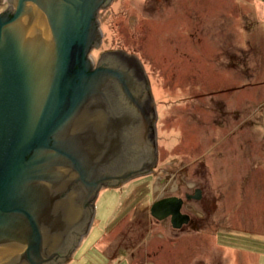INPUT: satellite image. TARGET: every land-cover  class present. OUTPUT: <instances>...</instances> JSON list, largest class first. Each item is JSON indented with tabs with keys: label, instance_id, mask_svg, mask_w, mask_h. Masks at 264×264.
Listing matches in <instances>:
<instances>
[{
	"label": "rangeland",
	"instance_id": "rangeland-1",
	"mask_svg": "<svg viewBox=\"0 0 264 264\" xmlns=\"http://www.w3.org/2000/svg\"><path fill=\"white\" fill-rule=\"evenodd\" d=\"M99 20L91 58L139 59L159 156L153 176L98 196L65 264H264V0H112ZM197 189L192 224L152 218L159 197Z\"/></svg>",
	"mask_w": 264,
	"mask_h": 264
},
{
	"label": "water",
	"instance_id": "water-1",
	"mask_svg": "<svg viewBox=\"0 0 264 264\" xmlns=\"http://www.w3.org/2000/svg\"><path fill=\"white\" fill-rule=\"evenodd\" d=\"M103 2L16 0L14 17H0V263L17 242L21 264H45L44 249L61 248L68 230L79 229L81 240L89 234L102 176L128 167L130 175L146 176L157 166L150 85L142 83L143 100L133 97L135 85L126 93V76L139 86L147 78L139 59L113 51L120 57L107 62L117 60L126 76L107 65L90 72L88 29ZM124 95L136 105L129 117L115 111ZM188 199L200 201L202 191ZM183 205L178 197L160 199L150 213L181 230L191 221Z\"/></svg>",
	"mask_w": 264,
	"mask_h": 264
},
{
	"label": "flooded vegetation",
	"instance_id": "flooded-vegetation-1",
	"mask_svg": "<svg viewBox=\"0 0 264 264\" xmlns=\"http://www.w3.org/2000/svg\"><path fill=\"white\" fill-rule=\"evenodd\" d=\"M15 1L16 0H0V17L1 18L5 19L6 17H11V18L14 17V15L16 13H12L13 12L12 8H14ZM106 4H107V0H105V2H103L101 4L100 3L98 4V6L96 7L95 12L92 16V19H91V26L88 29V33H89V35H88L89 36L88 49H90V50H89V54H88L87 58H90L92 60L90 72H93L94 71L93 69H95L97 67L102 68V66L107 65L108 67H110L112 69L120 71L121 73H123L126 76L127 72H125V70L123 68H121V66L117 60H116V63L107 62L109 59H114V57H120V53L113 52V51H106V52H103L100 54V56L98 57L99 59L98 58L94 59L95 61L91 58V54L93 53V51H95L96 49H102V42H103V40H102L103 35H102V28H101L102 23H101V20H99V15L102 12V9H103V7H105ZM50 28H51L50 37H52L51 36L52 35L51 24H50ZM52 40H53V37H52ZM128 77H129V75L126 76V78H125V81H126L125 84L135 85V91L134 92H136V94H134L133 97L135 98L136 95L142 94V96H140V99L143 100L144 94L142 91L145 92V89H144L145 87H142V83L147 85L149 83L147 78H146V80H145V78H139V80H140V86H139V81H136L135 79L128 78ZM121 88L123 89V87L121 86V87H119L118 91H121L120 90ZM131 90H132V88L130 86V88H127L126 93L131 91ZM123 92H124V89H123ZM147 97L149 98V96H147ZM119 103H120V104H118L119 105V108H118L119 111L115 110L117 115L118 114L122 115V116L126 115V117L132 116L134 109H136V105L131 101V99L125 97V95H124V97L120 98ZM115 108H116V106H115ZM127 132H128V130H127ZM140 133H141V131H140ZM140 133L137 134L138 137H140V135H139ZM129 138H132V137H130V135L128 134L127 140ZM140 143H142V142H140ZM140 147H141V144L137 148L138 151L141 149ZM142 149H143V154L145 155L146 154L145 146L142 147ZM133 152H134V150H133ZM128 153H129V151H128ZM130 154L131 153H129V156H130ZM132 161H133V158L128 157L127 165H132ZM132 171L133 170H130L128 167L125 170L123 169V172H121L120 174H118V173H107V175L102 176L104 183L101 184V190L99 191L98 195H101V193L103 191H107V190L108 191L109 190L117 191L119 189L124 188V186L127 185V183H129L130 181L137 179V178L144 177V176L130 175ZM150 176H153V175H150ZM76 185H78V183H76L74 186H76ZM195 193H196V191H195ZM195 193H194V195H195ZM202 194H203V191H202ZM188 196H193V195L187 194L185 196V199L178 197V198H181L184 200L182 213L186 214V215H187V213L184 212V209H185L186 204H187L186 201H194V199L189 200ZM169 197H159L155 202H157L160 199H165V198H169ZM172 197H177V196H172ZM95 201H96V199L94 200V202ZM92 203H93V199L89 200L86 203V208L89 209L91 207ZM190 218H191L190 224H192L194 222V219L191 216H190ZM170 223H171V220H170ZM82 236L83 235H81V232L79 229L76 230V228L75 229L72 228V229L68 230V232L64 236L65 239L62 242L61 248H57L50 253H48L49 247L48 248L46 247L44 249V252H43L44 256L43 257L44 258L46 256L48 257V258L46 257L47 260H46L45 264H65V263L69 262V260L73 256L74 252L80 246L79 243L85 238L84 237L81 240ZM9 247H15L14 249H17V251L14 252L13 254H11L10 256L6 257L5 259L1 260L0 264H21L20 258L25 253L24 252L22 253V247H20V244L15 242L13 245H11Z\"/></svg>",
	"mask_w": 264,
	"mask_h": 264
}]
</instances>
